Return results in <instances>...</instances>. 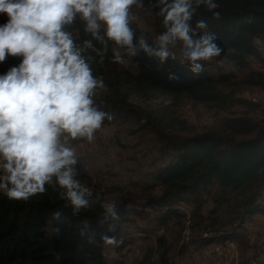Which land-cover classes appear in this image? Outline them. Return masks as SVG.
I'll return each instance as SVG.
<instances>
[{
  "label": "trees",
  "instance_id": "obj_1",
  "mask_svg": "<svg viewBox=\"0 0 264 264\" xmlns=\"http://www.w3.org/2000/svg\"><path fill=\"white\" fill-rule=\"evenodd\" d=\"M143 2L144 7L155 14L153 26L158 37L166 31L162 17L158 15L159 9L152 7L155 0ZM216 2L219 7L214 11L221 13L219 19L203 5L197 7L193 0L196 15L191 21L194 28L197 21H206L208 29H197V32L203 34L208 31L217 36L216 42L223 51L216 58L227 59L240 68L248 65L250 57L261 58L262 52L255 39L264 43V0ZM130 26L134 31L133 43L137 47V55L131 57L132 65L137 69L135 73L112 62L113 48L123 47L107 37L104 42L94 39L84 31V22L79 18L66 26V30L73 34L80 47H83L85 40H91L96 49H106L102 63L100 56L91 49L83 52L93 75L102 78L107 86V91L97 89L94 97L97 106L113 117L105 123L111 124L133 116L145 127L156 130L158 142L161 143L160 153L166 159L153 173L154 184L164 186L161 194L146 196L139 201L127 195L117 204L120 219L101 223L104 209L100 202H89L87 208L74 213L58 187L46 185L45 193L26 201L9 199L0 191V264H111L106 260L102 236L114 235L118 240L123 239L131 214L141 215L143 211L152 210L157 224L162 227L173 218L182 216L179 207L184 200L199 201L200 191L213 182L224 188L254 193L256 183L263 180V125L247 117H233L224 120L222 132L207 131L180 136L166 131L165 119L162 118L165 113L158 118L154 112H146L136 103L137 100H150L155 93H160L173 97L186 95L198 102L223 104L226 100L220 85L229 76H214L204 66L199 74H194L182 60L171 57L160 64L158 58L148 56L138 43L143 38L156 48V40L136 28L132 22ZM101 35H104L102 27ZM169 72H175L178 79L170 80ZM259 202L256 194L246 201L239 217V228L261 211ZM55 211L61 212L60 221L52 218ZM85 225H88L87 234L81 237L80 231ZM55 227L61 229L59 234L53 231ZM236 235L237 232H222L209 236L206 242L227 241Z\"/></svg>",
  "mask_w": 264,
  "mask_h": 264
},
{
  "label": "clouds",
  "instance_id": "obj_2",
  "mask_svg": "<svg viewBox=\"0 0 264 264\" xmlns=\"http://www.w3.org/2000/svg\"><path fill=\"white\" fill-rule=\"evenodd\" d=\"M195 2L197 7L203 5L215 18H220L221 13L214 11L219 7L216 0ZM133 6L143 8L144 2L0 0V14L7 16L6 22L0 24V63L10 56L20 58L18 64L0 74V191L7 198L26 201L45 193L46 185H51L62 191V198L70 202L74 213L88 207L86 197L92 196V189L82 186L75 178L80 158L68 141L91 143L105 121L113 119L94 100L97 89L107 91V86L102 78L93 75L88 58L83 55L84 50L91 49L102 63L106 49H96L91 40H85L83 47L78 46L66 26L79 17L84 22V31L94 39L104 42L107 37L126 48L130 57H135L137 47L130 26L136 19ZM152 7L159 9L166 31L158 35L156 48L143 38L138 43L140 49L158 58L160 64L170 57L175 60L168 46L178 41L182 42L181 60L194 74L203 70L201 61H209L223 51L214 33L197 32L208 29L206 21L199 20L192 27L196 15L193 0H155ZM112 62L126 64L119 51L113 52ZM168 78L178 79V76L169 72ZM102 207L101 223L120 219L115 200ZM52 218L60 221L61 212H53ZM87 228L85 225L81 229V237L87 234ZM53 231L59 234L61 229L55 227ZM102 240L105 245L120 247L124 237L118 240L114 235H103Z\"/></svg>",
  "mask_w": 264,
  "mask_h": 264
},
{
  "label": "rangeland",
  "instance_id": "obj_3",
  "mask_svg": "<svg viewBox=\"0 0 264 264\" xmlns=\"http://www.w3.org/2000/svg\"><path fill=\"white\" fill-rule=\"evenodd\" d=\"M132 12L136 16L132 24L157 40L153 11L133 6ZM6 20V14H0V24ZM255 44L262 56L250 57L245 67L234 64L228 68L225 59L216 57L201 61L210 74L229 76L220 85L226 103H204L186 95L173 97L160 93H155L150 100H137L136 103L146 112H154L158 118L165 113L162 118L166 131L180 136L222 132L224 120L233 117H247L264 126V43L255 39ZM168 48L176 60H181L182 42ZM113 49L124 56L126 64L123 67L137 72L127 50ZM19 60V57H8L0 63V74L18 64ZM110 143L115 146L117 154L107 162L103 149ZM68 145L75 148L80 158L75 178L82 186L92 189V196L86 197L89 202L96 200L103 205L115 200L119 204L127 195L139 201L146 196L160 195L164 188L153 182V173L166 160L160 153L161 143L156 130L145 127L133 116L105 123L91 143L69 140ZM130 171L134 174L127 176ZM252 194L260 200L261 211L239 228V217ZM179 209L182 216L173 218L162 227L157 224L152 210L143 211L141 215L131 214L125 225L124 241L117 246L115 253L110 255V248L103 247L107 260L111 264H264V175L263 180L256 183L254 193L224 188L213 182L200 191L199 201L184 200ZM222 232H237V235L228 242H206L207 236ZM226 243L232 246L231 255L225 251L223 245Z\"/></svg>",
  "mask_w": 264,
  "mask_h": 264
},
{
  "label": "bare ground",
  "instance_id": "obj_4",
  "mask_svg": "<svg viewBox=\"0 0 264 264\" xmlns=\"http://www.w3.org/2000/svg\"><path fill=\"white\" fill-rule=\"evenodd\" d=\"M226 64L225 66L228 67V68H231L233 66V63L229 60H225ZM103 153H104V158L107 162H110L113 157H114V154L116 153V149H115V146L113 145V143H110L107 148L103 149ZM117 154V153H116ZM83 164V163H82ZM85 167V166H83ZM134 174V173H133ZM132 172H128L127 173V176H132L133 175ZM225 247V251L228 255H231L233 253V250H232V246L229 244V243H226L223 245ZM103 252V250H102ZM104 255V253H103ZM227 255V256H228ZM105 257V256H104ZM107 259V258H106Z\"/></svg>",
  "mask_w": 264,
  "mask_h": 264
},
{
  "label": "built area",
  "instance_id": "obj_5",
  "mask_svg": "<svg viewBox=\"0 0 264 264\" xmlns=\"http://www.w3.org/2000/svg\"><path fill=\"white\" fill-rule=\"evenodd\" d=\"M102 148H104V147H102ZM106 246L110 248V255L115 253V250H116L117 246H112V245H106Z\"/></svg>",
  "mask_w": 264,
  "mask_h": 264
}]
</instances>
